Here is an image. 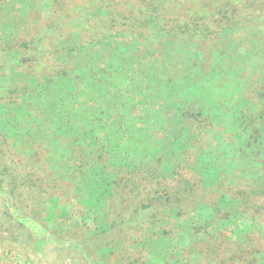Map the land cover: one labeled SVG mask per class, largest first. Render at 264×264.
<instances>
[{
	"label": "trees",
	"instance_id": "16d2710c",
	"mask_svg": "<svg viewBox=\"0 0 264 264\" xmlns=\"http://www.w3.org/2000/svg\"><path fill=\"white\" fill-rule=\"evenodd\" d=\"M30 10L21 34L0 17V201L9 214L48 236L52 222L54 233L82 229L103 212L106 247L151 233L166 247L226 256L206 264H255L245 261L264 253V85L230 91L213 44L264 19V0H52L45 18ZM179 42L183 62L170 56ZM95 48L111 57L80 64ZM136 56L146 61L134 68ZM121 68L142 74L146 90L140 78L79 116V99L90 103L102 85L109 95ZM90 172L103 179L96 199Z\"/></svg>",
	"mask_w": 264,
	"mask_h": 264
},
{
	"label": "rangeland",
	"instance_id": "374dc122",
	"mask_svg": "<svg viewBox=\"0 0 264 264\" xmlns=\"http://www.w3.org/2000/svg\"><path fill=\"white\" fill-rule=\"evenodd\" d=\"M26 3L27 0H0L1 19L9 26H7L9 30L16 29V33L18 34L27 30L26 28L29 21H26L25 17H27L26 13L31 8L30 11H32V13L33 11L35 14L39 13L35 16H40L39 18H45L51 12L52 0H35L33 7L26 5ZM253 17L254 18H251L250 20L248 19V29H245L238 24V26L231 31L225 32L222 35V40L220 38L215 45L213 44L214 51H220V53L223 52L222 54L224 57L222 63L220 61L216 62L217 67L222 71L224 77L228 74H232L231 79L235 83V89L231 88L229 89L230 91L239 90L245 85L250 91L251 88L254 90L255 86H259L260 83L264 85V19L256 15ZM0 30H2V24H0ZM7 38V35L5 36L4 33L2 34L0 32V42ZM133 44H136V42H133ZM184 45V43L179 42L177 45L179 46L178 49ZM125 46L126 45H124V47ZM126 47L130 48V44L128 43ZM141 48L142 46H140V49ZM192 49L194 51L195 47H192L191 50ZM182 52H184V50L182 51L180 49L179 51L176 50L175 53L174 51H170V53L174 54L173 56L172 54H169L171 59L183 62L185 57L182 55ZM130 53L131 51L128 50V56ZM157 53L161 54L160 48L157 49ZM167 53L168 51L165 53L164 57L155 58L156 60L153 59L152 62L156 63L160 59L162 62L163 58H168ZM104 57L109 59L111 55L108 52L104 53L103 50L97 48L89 49L88 52L79 55V62L81 61L80 64L82 65H89L90 63L92 64V62L101 65L103 64V60H106ZM136 57L137 58L134 57L136 61V63L133 64L134 68L138 66H136V64H142L146 61H143L138 56ZM121 67H123V64H121ZM124 68H121L116 74L112 75V78L118 79L117 83L120 85L114 90L109 88V95H103L102 85L96 87L91 92L90 97L92 98V101L90 103H88L87 93L84 97H80L82 100L79 99V105L76 107L79 116L84 115L86 117L88 114L87 107L91 108V103L93 106L95 105L96 107L98 106L101 108L103 107V99L111 98L113 92L121 90L127 85L128 88L130 87L128 89L130 91L132 84H136L140 78H143L141 76L142 74H139V72L134 71L132 73L130 70L125 71ZM117 69L120 68L117 66ZM139 85L142 89L146 90L147 82H145V79ZM91 89L92 88H89V90ZM240 92L241 91L235 93L236 100L238 98L237 95H239ZM45 96V98L42 97L39 99L38 102L43 103L46 101L48 98L47 95ZM146 96L149 97L148 92ZM82 101H84V103H82ZM117 101H120V98L119 100L116 98V104ZM227 101L228 103L231 102L229 100ZM83 104L85 105L82 106ZM117 105H115V109L119 110ZM155 119L156 118L153 117V120ZM96 135L100 139L103 134L102 132H97ZM135 154V159H138L134 161H139L141 155L139 153ZM94 171L98 172L100 169L96 168L92 172L95 173ZM92 172L89 174L88 182L92 187L96 188L93 191V195L96 199L98 193L101 191L98 184L100 187H103V179L98 180ZM94 180L99 181V183H96ZM74 189L76 188L74 187ZM23 204L26 205L24 200ZM31 206L33 207L34 205ZM48 207H52V204L50 206V204L45 203L43 208L46 209ZM52 216H54V214ZM39 219L40 217H37L36 220ZM26 223L23 226L19 225V223L6 210L3 202L0 201V262L5 261L7 264H10L12 261L20 260L23 264H64L66 259H73L83 261L87 264H206L203 261L209 259V257H213L211 259L220 260H222L223 257L226 258L223 254L215 255L212 253L213 256H210L211 254H207L203 251L182 248L185 245L179 248L173 247V245L171 247H166L165 245L157 244V240H154V236H151V233L146 240L148 242L139 238L137 234H131V242L126 241L125 243L122 242V244H120V237L117 236L114 238V240H116L114 247H106L105 244L111 240V238L103 239V232L101 231V229H103V212H96L94 216L90 215L89 220H85L86 225H84L82 229H75L72 227L71 229L66 228L65 231L64 228L62 231L54 233L52 230L53 228L51 227V225H53L52 222L47 228L49 230L47 231L48 236L42 231L32 228L29 221L27 224ZM157 226L158 225L152 227L153 229H150V231H154V229L156 230ZM141 244H144V246ZM255 245L259 244L248 245L247 247L254 251H257L256 249H259V247L264 249V246L258 247ZM245 262L264 264V253H257L253 258L249 257V260Z\"/></svg>",
	"mask_w": 264,
	"mask_h": 264
},
{
	"label": "built area",
	"instance_id": "2783aa9c",
	"mask_svg": "<svg viewBox=\"0 0 264 264\" xmlns=\"http://www.w3.org/2000/svg\"><path fill=\"white\" fill-rule=\"evenodd\" d=\"M0 264H7V262H0ZM10 264H23L22 261L20 260H15V261H12ZM64 264H87L83 261H79V260H73V259H66L64 261Z\"/></svg>",
	"mask_w": 264,
	"mask_h": 264
}]
</instances>
